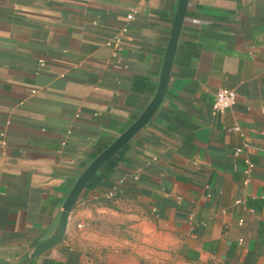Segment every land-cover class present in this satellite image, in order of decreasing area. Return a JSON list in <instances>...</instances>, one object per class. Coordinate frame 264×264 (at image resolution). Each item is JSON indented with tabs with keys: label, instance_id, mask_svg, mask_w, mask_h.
<instances>
[{
	"label": "crops",
	"instance_id": "0c3cea01",
	"mask_svg": "<svg viewBox=\"0 0 264 264\" xmlns=\"http://www.w3.org/2000/svg\"><path fill=\"white\" fill-rule=\"evenodd\" d=\"M176 4L0 0V259L56 228L79 174L150 101ZM223 87L237 101L216 115ZM30 264H264V0L192 1L155 119Z\"/></svg>",
	"mask_w": 264,
	"mask_h": 264
},
{
	"label": "water",
	"instance_id": "95a60500",
	"mask_svg": "<svg viewBox=\"0 0 264 264\" xmlns=\"http://www.w3.org/2000/svg\"><path fill=\"white\" fill-rule=\"evenodd\" d=\"M192 1L177 0L158 87L150 101L131 124L96 155L79 174L62 206L56 228L22 255L12 260L0 259V264H30L49 254L53 248L63 244L68 234L72 214L94 179L155 119L173 85L177 54Z\"/></svg>",
	"mask_w": 264,
	"mask_h": 264
},
{
	"label": "built area",
	"instance_id": "2783aa9c",
	"mask_svg": "<svg viewBox=\"0 0 264 264\" xmlns=\"http://www.w3.org/2000/svg\"><path fill=\"white\" fill-rule=\"evenodd\" d=\"M136 10H132L128 15L127 18L129 20H132L135 16ZM124 31H126V28L123 29ZM109 45H114L115 47L119 48L120 44H121V37H116L114 39H111L108 42ZM42 64H44L42 62ZM237 101V92L234 89L231 88H220L215 95V101H214V105H213V113L216 115H223L229 108L233 107V105L236 103ZM231 131L238 133L241 136H244V131L241 125L239 124H235L234 126H232L230 128ZM246 143H244L242 146H238L235 148L234 154L235 155H239L241 154L246 147ZM248 163L250 164V162L248 161ZM108 197H112L114 196V191L110 190L107 193ZM241 200H236V203H241ZM82 226V225H79Z\"/></svg>",
	"mask_w": 264,
	"mask_h": 264
}]
</instances>
